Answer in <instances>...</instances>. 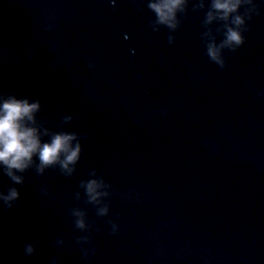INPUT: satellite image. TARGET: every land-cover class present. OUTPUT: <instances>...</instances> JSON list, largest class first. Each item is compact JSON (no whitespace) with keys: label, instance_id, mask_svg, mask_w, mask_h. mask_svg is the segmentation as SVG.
<instances>
[{"label":"water","instance_id":"water-1","mask_svg":"<svg viewBox=\"0 0 264 264\" xmlns=\"http://www.w3.org/2000/svg\"><path fill=\"white\" fill-rule=\"evenodd\" d=\"M149 2L0 0V96L39 100L83 149L71 176L0 169V193L20 192L0 200V264H264V0L241 8L223 68L206 55L211 0H189L176 31L155 30Z\"/></svg>","mask_w":264,"mask_h":264},{"label":"clouds","instance_id":"clouds-1","mask_svg":"<svg viewBox=\"0 0 264 264\" xmlns=\"http://www.w3.org/2000/svg\"><path fill=\"white\" fill-rule=\"evenodd\" d=\"M189 0H150L148 8L155 14L153 24L155 30L159 26L176 31L180 27L179 15L187 12ZM253 0H211L204 20V26L208 31L204 34L207 43L206 55L210 60L225 67L223 51L229 49L236 51L245 43L243 32L246 30L245 16L250 18V11L241 15V8L252 5ZM205 0H200L198 9H205ZM220 22L224 39L217 44L216 37L212 33L211 25ZM170 42L173 37H169ZM42 110L39 100L18 98L15 95L0 96V169L14 184L24 183L23 174L30 169H35L39 175H44L49 168L59 167L60 170L71 176L75 172V165L82 154V145L75 133L53 132L40 122L37 117ZM72 117H66L65 122H71ZM48 140L45 142L44 138ZM19 173V174H18ZM92 176H96L93 171ZM88 196V202L99 207L98 214L108 215L107 206H101L103 198L108 196L104 191L108 186L102 179H91L81 185ZM20 192L17 188H9L7 194L0 193V200L8 208L13 207L19 200ZM77 228L87 229L85 214L79 210L73 213ZM26 254L32 255L35 248L28 244Z\"/></svg>","mask_w":264,"mask_h":264}]
</instances>
